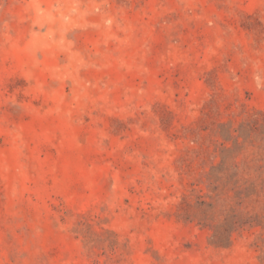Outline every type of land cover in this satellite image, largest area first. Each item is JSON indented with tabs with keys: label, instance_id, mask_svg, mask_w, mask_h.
<instances>
[{
	"label": "rangeland",
	"instance_id": "1",
	"mask_svg": "<svg viewBox=\"0 0 264 264\" xmlns=\"http://www.w3.org/2000/svg\"><path fill=\"white\" fill-rule=\"evenodd\" d=\"M0 264H264V0H0Z\"/></svg>",
	"mask_w": 264,
	"mask_h": 264
}]
</instances>
